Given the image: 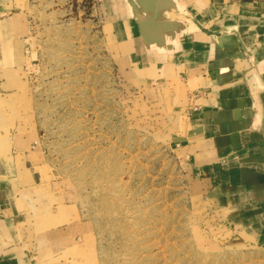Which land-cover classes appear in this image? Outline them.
Listing matches in <instances>:
<instances>
[{"label":"crops","instance_id":"obj_1","mask_svg":"<svg viewBox=\"0 0 264 264\" xmlns=\"http://www.w3.org/2000/svg\"><path fill=\"white\" fill-rule=\"evenodd\" d=\"M66 1L0 0V264H67L75 242L46 234L60 219L40 192L34 86L35 17ZM93 1L123 86L172 116L196 192L231 240L264 249V0Z\"/></svg>","mask_w":264,"mask_h":264},{"label":"rangeland","instance_id":"obj_2","mask_svg":"<svg viewBox=\"0 0 264 264\" xmlns=\"http://www.w3.org/2000/svg\"><path fill=\"white\" fill-rule=\"evenodd\" d=\"M65 4L35 17L34 86L40 192L61 226L46 234L75 237L66 263L264 264V249L231 240L196 192L170 146L172 116L123 86L95 2Z\"/></svg>","mask_w":264,"mask_h":264}]
</instances>
